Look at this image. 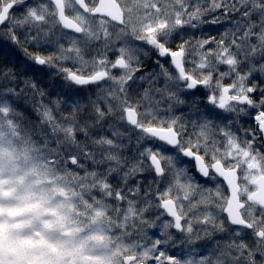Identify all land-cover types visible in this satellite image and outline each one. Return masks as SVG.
Masks as SVG:
<instances>
[{
    "label": "snow or ice",
    "instance_id": "obj_1",
    "mask_svg": "<svg viewBox=\"0 0 264 264\" xmlns=\"http://www.w3.org/2000/svg\"><path fill=\"white\" fill-rule=\"evenodd\" d=\"M221 20L219 38L184 31ZM0 35L31 61L0 46V125L32 98L29 130L111 205L120 264H264V0H0ZM150 54L159 71L143 70ZM44 69L87 101L45 103Z\"/></svg>",
    "mask_w": 264,
    "mask_h": 264
},
{
    "label": "rangeland",
    "instance_id": "obj_2",
    "mask_svg": "<svg viewBox=\"0 0 264 264\" xmlns=\"http://www.w3.org/2000/svg\"><path fill=\"white\" fill-rule=\"evenodd\" d=\"M211 18L208 16L207 20ZM202 25L204 32L197 38L209 36L213 27L214 33L219 30L222 34L230 27V21ZM4 44L8 47L11 44L16 56L23 55L11 41ZM22 60L25 61L24 56ZM13 69L20 78L24 76L23 68ZM43 71L48 74L34 79L47 94L45 103L65 91L70 94L78 91L79 95L73 99L87 101L88 90L76 89V86L69 89L59 75L51 74L54 70ZM255 79L259 82L261 78L256 75ZM255 97L259 98L258 92ZM61 99L65 98L61 96ZM31 101L30 96L17 101L16 107L23 122L4 119L0 125V264H83L84 258L89 259L88 264H120L122 246L118 243L119 234L111 205L93 187L90 177L86 179L80 169L64 166L29 130L27 125L35 124L39 119ZM204 105L206 100L202 102ZM65 110H69L67 104ZM181 111L187 112V107L178 108L177 114ZM27 112L32 119L26 117ZM249 123H252L251 118L242 114L236 127ZM89 168L91 170V165ZM144 175L148 176L147 173ZM109 181L114 188L120 186L115 175L109 177ZM143 183L146 184V180ZM148 232L158 234V229H148ZM219 239V233L204 237L194 247L207 252L214 240ZM169 251L182 255L183 246Z\"/></svg>",
    "mask_w": 264,
    "mask_h": 264
},
{
    "label": "flooded vegetation",
    "instance_id": "obj_3",
    "mask_svg": "<svg viewBox=\"0 0 264 264\" xmlns=\"http://www.w3.org/2000/svg\"><path fill=\"white\" fill-rule=\"evenodd\" d=\"M204 19L207 20L208 19V16L205 17ZM184 31L187 32V33H189V34L195 33V36L197 37L200 33H203L204 32V29H203V25H201V27H199L197 30L191 31L189 28H186ZM187 37L188 36H185V38H187ZM4 42L8 43L9 40H7L3 35H0V43H4ZM10 47H11V44H10ZM18 53L23 54V56H24V53H23L22 50H19ZM142 59L144 60V65H145V68L143 69L144 71H151L153 68H155L156 71H159V66L155 64V56H154V54H150L147 57H143L142 56ZM26 61H28V60H26ZM29 62L31 63V61H29ZM36 76H38L40 78V74H38ZM202 91H203L202 89L199 90V91H197L196 94H195V97H191L189 99V103H190V100L191 99H198L199 104L202 106V102L205 100L203 98V96L201 95ZM256 94L257 93H254L253 95L256 96ZM201 110H203V106L201 107ZM255 147L258 148V149L264 148V144H261L260 141L258 140L256 142ZM190 171L193 172V173L195 172L194 165L191 167ZM196 175H198V174H196ZM200 179H201V181H203V178L202 177ZM224 187H226V185ZM220 238H222L221 237V234H220Z\"/></svg>",
    "mask_w": 264,
    "mask_h": 264
},
{
    "label": "trees",
    "instance_id": "obj_4",
    "mask_svg": "<svg viewBox=\"0 0 264 264\" xmlns=\"http://www.w3.org/2000/svg\"><path fill=\"white\" fill-rule=\"evenodd\" d=\"M214 27H213V29H211L210 30V32H209V36H216L217 38H219V36L221 35V32H219V30H218V32L217 33H214ZM4 45V44H3ZM2 46V45H1ZM18 58L20 57V56H17ZM20 59V58H19ZM21 60V59H20ZM2 62H3V65H4V60H3V58H0V64H2ZM25 62V61H24ZM25 64H27L26 62H25ZM7 67H13V68H18L16 65H15V63L13 62V63H8L7 64ZM24 76H22V78H23ZM21 79V78H20ZM262 86H264V85H262ZM28 115V116H27ZM26 117L28 118V119H32V117H31V115H30V112H27V114H26ZM28 121V120H27ZM28 123H29V121H28ZM36 123H38V121L36 122ZM28 126V125H27ZM52 161H53V159H51Z\"/></svg>",
    "mask_w": 264,
    "mask_h": 264
},
{
    "label": "water",
    "instance_id": "obj_5",
    "mask_svg": "<svg viewBox=\"0 0 264 264\" xmlns=\"http://www.w3.org/2000/svg\"><path fill=\"white\" fill-rule=\"evenodd\" d=\"M198 174V173H197ZM199 175V174H198ZM82 262L84 263V264H88L89 263V259H87V258H84L83 260H82Z\"/></svg>",
    "mask_w": 264,
    "mask_h": 264
}]
</instances>
